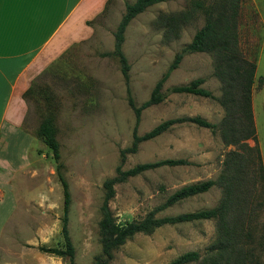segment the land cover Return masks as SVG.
Masks as SVG:
<instances>
[{"label":"rangeland","instance_id":"obj_1","mask_svg":"<svg viewBox=\"0 0 264 264\" xmlns=\"http://www.w3.org/2000/svg\"><path fill=\"white\" fill-rule=\"evenodd\" d=\"M134 1L109 0L104 12L91 22L92 34L70 45L31 81L23 99L26 114L21 128L27 142L19 148L28 164L9 180L16 212L6 221L0 237V264H67L65 259L37 250L39 246L63 247V197L57 164L36 135L48 114L56 128L59 171L70 194L67 230L74 264H93L101 252L102 184L115 175L120 151L132 143L135 115L128 97L135 107L147 101L175 55L205 24V10L220 3L229 5L228 0H163L147 7L124 33L122 52L129 66L126 83L118 60L104 54L112 53L113 33L125 4ZM236 5L237 53L255 64L251 86L255 140L225 144L220 133L225 112L217 101L224 86L215 75L217 59L211 52L184 54L161 88L163 101L141 112L137 135L168 119L184 117H200L217 128L211 131L190 123L176 124L158 137L140 142L134 154L126 155L122 170L165 159H182L187 164L148 170L116 184L109 209L119 224L141 221L180 188L214 181L208 191L165 208L156 217L216 209L229 188L226 222H237L236 264H264V0H237ZM199 78L203 80L200 88L213 98L170 92L172 87ZM220 226L214 218L136 234L113 252L108 264H168L189 251L200 255L189 264H206L208 258H216Z\"/></svg>","mask_w":264,"mask_h":264},{"label":"trees","instance_id":"obj_2","mask_svg":"<svg viewBox=\"0 0 264 264\" xmlns=\"http://www.w3.org/2000/svg\"><path fill=\"white\" fill-rule=\"evenodd\" d=\"M163 0H135L132 4H125V13L118 23L113 33L114 45L112 53H106L104 56L115 57L121 68V74L126 83H128L129 66L127 59L122 52L124 42V33L129 22L137 15L141 14L147 7L158 4ZM229 5L220 3V6L209 7L205 10V24L193 36L191 42L178 54L175 55L173 62L168 70L162 75L155 84L150 97L139 107H135L132 99L128 97V105L135 115V127L132 131V143L130 147L120 151V164L115 170L112 178L106 179L103 184V201L100 207V220L98 222V236L101 248L100 255L95 256L93 264H108L113 259V252L125 244L127 240L136 234H148L162 226H172L181 223L210 220L218 218L220 230L215 243L216 258H208L206 264H236L239 257L237 246L239 241L238 231L236 230V221L226 222L227 208L229 201V188L226 189L225 199L216 209L201 210L197 212L182 213L175 216L156 217V214L176 203L208 191L214 181L208 180L197 184L184 186L171 194L166 201L154 210L150 211L141 221H131L125 224H119L114 219L110 209L109 202L114 197V186L125 182L128 178L137 176L148 170L157 169L163 166H181L187 162L182 159H165L150 163L138 164L130 169L122 170L127 154H134L140 142L158 137L176 124L190 123L201 128H207L211 131L216 130L217 126L211 124L200 117L175 118L168 119L157 124L151 130L137 135V125L141 112L163 101L164 95L160 92L163 84L168 79L169 74L177 68L184 54L211 52L217 59L215 66V75L223 83L224 89L220 99H217L219 105L224 109L225 116L220 127L221 137L226 145H237L242 141L255 140V130L251 112V86L255 64L241 58L237 53V35L235 31V16L237 0H228ZM173 20V17L170 18ZM91 26V22H87ZM175 26V25H174ZM202 79H195L188 85L172 87L171 93L190 94L204 98H213L211 93L200 88ZM129 93V90H127ZM29 93V88L24 92L23 99ZM37 137L51 151L52 158L55 161L57 178L62 188V213L61 236L63 247H45L39 246L37 250L41 253L65 259L67 264H74V248L69 238L67 230V215L70 204V194L65 179L60 174L61 165L59 161V144L56 140V128L51 114L44 116L38 126ZM221 180V178H220ZM200 259L197 251L183 253L168 264H189Z\"/></svg>","mask_w":264,"mask_h":264},{"label":"crops","instance_id":"obj_3","mask_svg":"<svg viewBox=\"0 0 264 264\" xmlns=\"http://www.w3.org/2000/svg\"><path fill=\"white\" fill-rule=\"evenodd\" d=\"M108 1L0 0V237L16 212L9 180L28 164L19 149L27 142L21 129L26 114L23 94L48 64L92 34L86 23L102 14Z\"/></svg>","mask_w":264,"mask_h":264}]
</instances>
